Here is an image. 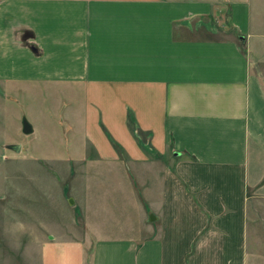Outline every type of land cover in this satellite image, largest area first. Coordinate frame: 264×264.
Instances as JSON below:
<instances>
[{
	"label": "crops",
	"instance_id": "1",
	"mask_svg": "<svg viewBox=\"0 0 264 264\" xmlns=\"http://www.w3.org/2000/svg\"><path fill=\"white\" fill-rule=\"evenodd\" d=\"M200 1L0 0V79L82 93L95 154L72 196L83 231L44 242L40 264H247L264 221V0Z\"/></svg>",
	"mask_w": 264,
	"mask_h": 264
},
{
	"label": "rangeland",
	"instance_id": "2",
	"mask_svg": "<svg viewBox=\"0 0 264 264\" xmlns=\"http://www.w3.org/2000/svg\"><path fill=\"white\" fill-rule=\"evenodd\" d=\"M84 99L66 85L0 79V264H40L44 242L83 231L82 211L70 199L82 203L90 182L85 160L95 156L82 131ZM25 119L30 135L23 132ZM16 144L21 152L7 149ZM253 226L247 264H264V221Z\"/></svg>",
	"mask_w": 264,
	"mask_h": 264
},
{
	"label": "trees",
	"instance_id": "3",
	"mask_svg": "<svg viewBox=\"0 0 264 264\" xmlns=\"http://www.w3.org/2000/svg\"><path fill=\"white\" fill-rule=\"evenodd\" d=\"M129 126L131 129V132L133 133V135L135 136V138L137 139L139 145L147 152L149 153H153V149L151 148L150 144H149V138H150V134H144L141 130L140 127L135 119V116L132 112L129 113ZM107 137L109 138L110 142L112 143V145L114 146L115 150L119 153V155L121 157H124L125 152L124 149L121 147V145H119L113 138L112 136L106 132ZM155 154V153H154Z\"/></svg>",
	"mask_w": 264,
	"mask_h": 264
},
{
	"label": "water",
	"instance_id": "4",
	"mask_svg": "<svg viewBox=\"0 0 264 264\" xmlns=\"http://www.w3.org/2000/svg\"><path fill=\"white\" fill-rule=\"evenodd\" d=\"M23 132L26 135H30V134L33 133V127H32V125L26 119L24 120ZM7 149L12 150V151H14L16 153H19V152H21L22 146L19 145V144L9 145V146H7ZM70 202L71 203H74V201L72 199H70Z\"/></svg>",
	"mask_w": 264,
	"mask_h": 264
}]
</instances>
